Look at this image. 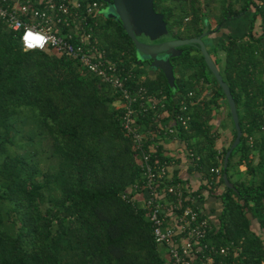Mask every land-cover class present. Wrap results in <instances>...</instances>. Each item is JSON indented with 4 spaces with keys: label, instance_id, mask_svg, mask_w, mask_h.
<instances>
[{
    "label": "trees",
    "instance_id": "obj_1",
    "mask_svg": "<svg viewBox=\"0 0 264 264\" xmlns=\"http://www.w3.org/2000/svg\"><path fill=\"white\" fill-rule=\"evenodd\" d=\"M212 1L220 4V13L211 34L230 27L231 21L246 24L245 30L229 33L217 46L208 36L204 38L216 64L224 63L221 73L236 100L243 130L227 168L233 188L225 185L223 163L237 131L234 125L218 161V139L224 128L214 129L211 120L214 110L222 106L220 100L228 102L199 47L185 45L180 56L171 58L176 74V86L171 87L162 70L149 74L145 66L152 60L138 52L120 20L102 19L100 37L120 74L131 75L127 85H144L159 100L155 108L138 116L139 124L152 134L148 148L153 161L168 167L172 162L156 145V134L166 132L170 117L175 136L201 157L195 165L206 178L212 175L211 168L220 165V189L214 192L206 182L198 191L209 189L222 206L207 240L230 247L229 262L264 264V0ZM200 2L155 0V9L168 22L170 34L164 39L198 37L210 30ZM219 48L225 57H219ZM189 70L192 73L186 79ZM205 86L212 94L199 99ZM189 91L195 92V102L190 105L192 119L186 128L175 117L181 101L190 102ZM26 109L34 110L46 129L42 138L51 142L58 161L55 170L41 171L29 157L9 152L15 142L14 122ZM162 111L167 117H159ZM121 114L119 95L99 76L51 49L24 50L19 36L0 21V213L6 210L15 227L12 233L0 222V264H167L146 210L122 198L141 179L142 170L139 151L121 126ZM194 138L198 141L192 143ZM255 150L259 152L256 164ZM242 164L247 165L249 179L236 180L232 171ZM173 183L186 185L178 177ZM53 189L58 195L43 210L45 192ZM222 259L218 256L216 261Z\"/></svg>",
    "mask_w": 264,
    "mask_h": 264
},
{
    "label": "built area",
    "instance_id": "obj_2",
    "mask_svg": "<svg viewBox=\"0 0 264 264\" xmlns=\"http://www.w3.org/2000/svg\"><path fill=\"white\" fill-rule=\"evenodd\" d=\"M106 4L103 0H0V21L19 36L24 50L23 37L25 31L31 29L44 35L47 43L42 49L36 47L27 51L51 49L66 55L83 70L99 76L119 95L121 126L139 151L142 170L141 179L124 191L122 198L146 210L167 264H236L228 260L230 247H219L207 240L214 223L203 210V193L185 184L173 183L169 167L153 161V151L148 148L152 134L139 124L138 116L155 108L159 100L144 85L128 86L131 75H121L117 63L107 57L100 37L102 19L107 17ZM187 98L190 102L183 99L181 111L175 117L186 128L192 119L190 105L195 102V92L189 91ZM135 104H140V108L136 109ZM166 133L175 135L176 130L169 125ZM187 155L192 164L201 159L190 148ZM216 158L221 161V151ZM211 173L205 179L208 188L217 192L222 176L220 165L211 168ZM233 245L231 243V248ZM234 253L237 255V250ZM218 256L223 257L220 262L216 261Z\"/></svg>",
    "mask_w": 264,
    "mask_h": 264
},
{
    "label": "water",
    "instance_id": "obj_3",
    "mask_svg": "<svg viewBox=\"0 0 264 264\" xmlns=\"http://www.w3.org/2000/svg\"><path fill=\"white\" fill-rule=\"evenodd\" d=\"M103 1L113 8V11L106 16L109 18L116 17L122 22L124 29L135 43L138 52L148 56L152 60L150 62L151 68L163 71L171 87L176 86V74L171 58L180 56L183 53L180 47L185 45L193 44L199 47L206 64L223 89L237 131V136L226 152L223 163L225 169L223 174L225 185L233 188L234 184L228 178L227 168L231 153L241 142L243 130L240 123L237 103L231 88L224 79L223 74L214 61L204 40L212 31H206L198 37L172 38L160 43L143 42L140 40V36H145L150 41L154 42L170 34L165 15L158 12L154 7L155 0ZM219 28L220 27H218V29Z\"/></svg>",
    "mask_w": 264,
    "mask_h": 264
},
{
    "label": "crops",
    "instance_id": "obj_4",
    "mask_svg": "<svg viewBox=\"0 0 264 264\" xmlns=\"http://www.w3.org/2000/svg\"><path fill=\"white\" fill-rule=\"evenodd\" d=\"M230 27L218 30L214 32L213 34L208 35L209 39H211V42L213 45L217 46V44L221 43L222 37H225L229 33H237L239 30H245L246 24L244 21H231ZM219 46V45H218ZM211 46H208L209 50L211 49ZM218 50L219 57H225V52L223 50ZM198 53V52H197ZM193 54H196V51L193 52ZM220 71L224 69V63L222 62L220 66H218ZM192 73V70H189L185 74V78L187 79L189 74ZM151 76H154L153 72H149ZM181 72L179 68H177V76H180ZM206 88L202 91L200 96H198L199 99H202L204 97H209L212 94V91L208 88V86H205ZM194 90V89H192ZM195 91V90H194ZM196 92V91H195ZM197 93V92H196ZM222 103V106L218 109H215L213 112V118L211 120V124H213L214 129H217L218 126H222L224 128V134L222 137L218 139V151H221L223 141L227 142L228 138L232 135L233 129H234V122L232 117L229 116L230 108L228 106V103H224V99L220 100ZM161 118L167 117L166 112H160ZM173 120L168 117L167 118V124L171 125ZM157 143L156 145L160 144V146L163 148V152L168 157L172 158V162L169 166V175L172 178L178 177L181 180H184L186 185L190 187L193 190L199 191L200 188L206 183L205 180V172L202 170H199L196 168L195 164L190 163L188 156H187V150L188 143L181 140L178 136H172L170 134H166L164 131H160L156 134ZM198 138H194L192 140V143H195ZM226 144V143H225ZM155 146V145H154ZM254 159V164L258 163L259 161V152L255 150L252 155ZM247 165L242 164L237 168V170L232 171V174L234 175V179H246L248 178L246 175ZM249 179V178H248ZM220 189V188H219ZM203 193V200H202V206L205 207L206 212L215 222V218L217 217L218 213L220 212L222 206L221 201L218 197L210 194L209 189H205L201 191ZM253 230L257 231L258 227L253 222Z\"/></svg>",
    "mask_w": 264,
    "mask_h": 264
},
{
    "label": "rangeland",
    "instance_id": "obj_5",
    "mask_svg": "<svg viewBox=\"0 0 264 264\" xmlns=\"http://www.w3.org/2000/svg\"><path fill=\"white\" fill-rule=\"evenodd\" d=\"M200 6L204 7L207 13V19H210V30L217 24L215 19H219L220 4L213 2L212 0H200ZM240 5V4H239ZM235 5L236 8L239 7ZM113 11L111 6L105 9V14H109ZM180 7L176 8V12L180 13ZM192 18V17H190ZM169 37V35H168ZM197 53V51H196ZM147 71H153L150 65L145 66ZM115 105H119L116 101ZM14 133L15 139L14 144L9 147V152L12 155H23L27 156L37 163L41 171H47L49 169L55 170L57 167V159L53 155L51 142L48 139L42 138L45 133V128H42L39 124L38 117L32 109H26L20 117L14 122ZM46 199L42 204V209L46 210L52 204V199L58 195V192L53 189L52 191L45 192ZM6 211V210H5ZM0 213V222L2 227L7 229L9 232L14 233L15 227L13 222L8 218L6 212Z\"/></svg>",
    "mask_w": 264,
    "mask_h": 264
},
{
    "label": "clouds",
    "instance_id": "obj_6",
    "mask_svg": "<svg viewBox=\"0 0 264 264\" xmlns=\"http://www.w3.org/2000/svg\"><path fill=\"white\" fill-rule=\"evenodd\" d=\"M23 41L25 43L26 50L29 48H43L44 45L47 43V38L44 35L39 33H34L31 29H27L25 31V35L23 37ZM34 41L35 43H31Z\"/></svg>",
    "mask_w": 264,
    "mask_h": 264
},
{
    "label": "flooded vegetation",
    "instance_id": "obj_7",
    "mask_svg": "<svg viewBox=\"0 0 264 264\" xmlns=\"http://www.w3.org/2000/svg\"><path fill=\"white\" fill-rule=\"evenodd\" d=\"M109 6H111V5L106 4L105 8H107V7H109ZM158 12H159V11H158ZM111 19H116V20H118V18H116V17H112ZM187 19H192V18H187ZM139 38H140L141 41H143V42H148V43H160V42H163V41H165V40H169V39H164V37H163V38H161V39H159V40H157V41L152 42V41H150L148 38H146L145 36H140ZM180 48H181V47H180Z\"/></svg>",
    "mask_w": 264,
    "mask_h": 264
}]
</instances>
